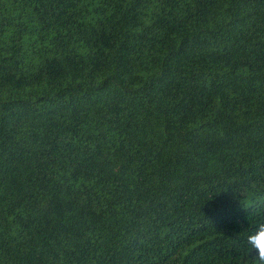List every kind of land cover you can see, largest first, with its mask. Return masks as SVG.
<instances>
[{
  "label": "trees",
  "instance_id": "16d2710c",
  "mask_svg": "<svg viewBox=\"0 0 264 264\" xmlns=\"http://www.w3.org/2000/svg\"><path fill=\"white\" fill-rule=\"evenodd\" d=\"M264 221V0H0V264H249Z\"/></svg>",
  "mask_w": 264,
  "mask_h": 264
},
{
  "label": "clouds",
  "instance_id": "9594fccd",
  "mask_svg": "<svg viewBox=\"0 0 264 264\" xmlns=\"http://www.w3.org/2000/svg\"><path fill=\"white\" fill-rule=\"evenodd\" d=\"M249 264H264V221L257 224L255 230L246 237Z\"/></svg>",
  "mask_w": 264,
  "mask_h": 264
}]
</instances>
